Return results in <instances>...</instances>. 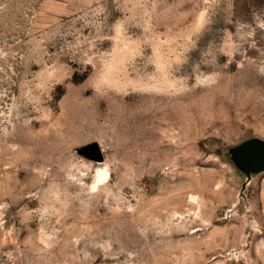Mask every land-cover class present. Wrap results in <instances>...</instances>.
Listing matches in <instances>:
<instances>
[{"label": "rangeland", "instance_id": "374dc122", "mask_svg": "<svg viewBox=\"0 0 264 264\" xmlns=\"http://www.w3.org/2000/svg\"><path fill=\"white\" fill-rule=\"evenodd\" d=\"M252 139L264 0H0V264H264Z\"/></svg>", "mask_w": 264, "mask_h": 264}, {"label": "water", "instance_id": "95a60500", "mask_svg": "<svg viewBox=\"0 0 264 264\" xmlns=\"http://www.w3.org/2000/svg\"><path fill=\"white\" fill-rule=\"evenodd\" d=\"M79 151L94 160L103 158L101 148L96 141L83 145ZM236 152L239 158L246 160V164H251L257 169L264 168V140H249L239 147Z\"/></svg>", "mask_w": 264, "mask_h": 264}, {"label": "bare ground", "instance_id": "6f19581e", "mask_svg": "<svg viewBox=\"0 0 264 264\" xmlns=\"http://www.w3.org/2000/svg\"><path fill=\"white\" fill-rule=\"evenodd\" d=\"M103 178H106V174L105 173L99 174V176L97 177V180L99 181V180H101Z\"/></svg>", "mask_w": 264, "mask_h": 264}]
</instances>
